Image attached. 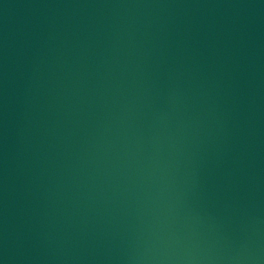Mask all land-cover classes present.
Masks as SVG:
<instances>
[{
	"label": "water",
	"instance_id": "1",
	"mask_svg": "<svg viewBox=\"0 0 264 264\" xmlns=\"http://www.w3.org/2000/svg\"><path fill=\"white\" fill-rule=\"evenodd\" d=\"M0 264H264V0H0Z\"/></svg>",
	"mask_w": 264,
	"mask_h": 264
}]
</instances>
